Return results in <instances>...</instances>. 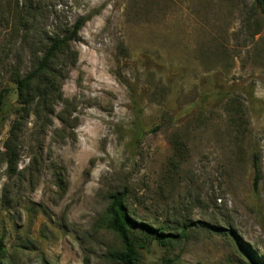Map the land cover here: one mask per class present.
Listing matches in <instances>:
<instances>
[{"label":"rangeland","instance_id":"rangeland-1","mask_svg":"<svg viewBox=\"0 0 264 264\" xmlns=\"http://www.w3.org/2000/svg\"><path fill=\"white\" fill-rule=\"evenodd\" d=\"M82 18L59 60L63 103L23 119L17 138L14 117L0 126V264H118L106 228L116 192L138 222L177 235L148 241L142 264H262L253 0H0V90L16 91Z\"/></svg>","mask_w":264,"mask_h":264},{"label":"trees","instance_id":"trees-1","mask_svg":"<svg viewBox=\"0 0 264 264\" xmlns=\"http://www.w3.org/2000/svg\"><path fill=\"white\" fill-rule=\"evenodd\" d=\"M253 5L264 17V0H253ZM86 21V18L78 20L70 35L53 41L45 50L33 72L25 77L17 74L13 78L14 90H16L14 92L17 95L16 102L12 101L13 88L5 86L0 90V126L14 117L10 130L11 136L17 138L16 132L23 119L63 103L64 68L59 63L60 56L69 44L76 40ZM255 170L257 173L259 172L257 164ZM127 202L128 196L124 192H116L110 196V202L106 209V228L119 236L123 245L122 250H116L110 256L118 264H142L140 252L147 248L148 241L166 243L177 235H172V230L168 226L155 228L138 222ZM188 229L187 223H184L182 229L177 228L182 236H188ZM140 234L144 235L143 241L139 239ZM4 255V239L0 237L1 261H3Z\"/></svg>","mask_w":264,"mask_h":264}]
</instances>
